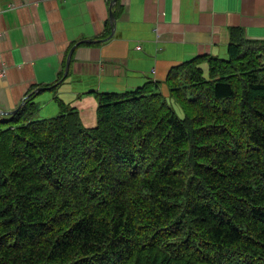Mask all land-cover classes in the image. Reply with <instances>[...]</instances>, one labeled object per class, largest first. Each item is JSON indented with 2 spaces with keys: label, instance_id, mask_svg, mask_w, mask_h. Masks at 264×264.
Returning <instances> with one entry per match:
<instances>
[{
  "label": "trees",
  "instance_id": "trees-1",
  "mask_svg": "<svg viewBox=\"0 0 264 264\" xmlns=\"http://www.w3.org/2000/svg\"><path fill=\"white\" fill-rule=\"evenodd\" d=\"M93 94V128L37 93L0 120V264H264L263 41Z\"/></svg>",
  "mask_w": 264,
  "mask_h": 264
},
{
  "label": "crops",
  "instance_id": "crops-1",
  "mask_svg": "<svg viewBox=\"0 0 264 264\" xmlns=\"http://www.w3.org/2000/svg\"><path fill=\"white\" fill-rule=\"evenodd\" d=\"M114 4L0 0V111L45 88L35 97L40 118L57 114V95L93 128V92H131L163 83L171 67L197 55L225 57L232 29L264 42V0H118L121 10ZM116 9L113 35L100 37L107 25L112 32ZM72 49L68 77L51 90ZM161 91L167 94L165 84Z\"/></svg>",
  "mask_w": 264,
  "mask_h": 264
},
{
  "label": "water",
  "instance_id": "water-1",
  "mask_svg": "<svg viewBox=\"0 0 264 264\" xmlns=\"http://www.w3.org/2000/svg\"><path fill=\"white\" fill-rule=\"evenodd\" d=\"M117 0H112V5L116 2ZM110 22L112 25V32L110 34V37L113 35V29H114V16H113V12L110 10ZM73 49L71 50V52L69 53L67 59H66V65H65V72H64V76L67 74L68 69H69V64H70V57H71V53H72ZM45 88H38L37 90H35L37 93L43 91ZM24 105V102H22L21 104H19L17 106V108H15L14 110L11 111H0V116L3 119L4 116H10V115H14L15 113L18 112V110Z\"/></svg>",
  "mask_w": 264,
  "mask_h": 264
},
{
  "label": "built area",
  "instance_id": "built-area-1",
  "mask_svg": "<svg viewBox=\"0 0 264 264\" xmlns=\"http://www.w3.org/2000/svg\"><path fill=\"white\" fill-rule=\"evenodd\" d=\"M1 73H3V70L1 71Z\"/></svg>",
  "mask_w": 264,
  "mask_h": 264
},
{
  "label": "rangeland",
  "instance_id": "rangeland-1",
  "mask_svg": "<svg viewBox=\"0 0 264 264\" xmlns=\"http://www.w3.org/2000/svg\"><path fill=\"white\" fill-rule=\"evenodd\" d=\"M26 99V98H25ZM56 115V114H55ZM47 117H50V116H47Z\"/></svg>",
  "mask_w": 264,
  "mask_h": 264
},
{
  "label": "bare ground",
  "instance_id": "bare-ground-1",
  "mask_svg": "<svg viewBox=\"0 0 264 264\" xmlns=\"http://www.w3.org/2000/svg\"><path fill=\"white\" fill-rule=\"evenodd\" d=\"M155 251H157V250H155ZM155 258V257H154Z\"/></svg>",
  "mask_w": 264,
  "mask_h": 264
}]
</instances>
